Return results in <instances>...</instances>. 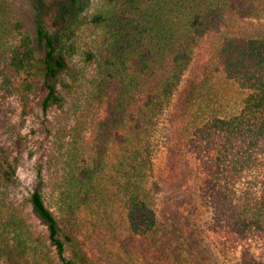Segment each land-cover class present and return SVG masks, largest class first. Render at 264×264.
<instances>
[{"label": "trees", "instance_id": "1", "mask_svg": "<svg viewBox=\"0 0 264 264\" xmlns=\"http://www.w3.org/2000/svg\"><path fill=\"white\" fill-rule=\"evenodd\" d=\"M102 2L91 11L94 0H66L59 26L36 32L40 56L14 2L0 0L2 132L16 128L11 108H22L20 127L34 104L45 117L64 109L60 86L71 85L60 79L73 61L92 71L87 108L61 130L50 179L40 170L26 200L29 214L6 200L19 164L0 145V263L126 264V255L128 264H188L181 230L158 218L154 132L196 46L218 34L215 70L247 95L238 114L188 127L184 147L212 211L216 249L227 255L251 241L264 245V28H243L264 20V0ZM96 105L102 115L90 116ZM129 238L139 243L134 253L125 249Z\"/></svg>", "mask_w": 264, "mask_h": 264}, {"label": "rangeland", "instance_id": "2", "mask_svg": "<svg viewBox=\"0 0 264 264\" xmlns=\"http://www.w3.org/2000/svg\"><path fill=\"white\" fill-rule=\"evenodd\" d=\"M12 1L15 15L22 21L25 33L33 37L34 46L41 56L43 42L36 37V32L42 24L52 30L59 26L56 16L62 13L61 7L66 0H40L37 4L33 0ZM102 3V0H94L91 11ZM243 28L257 32L264 28V20L247 21ZM242 30L236 33L240 34ZM89 35L86 32L83 42L89 40ZM221 38L220 34L211 35L198 43L170 103L159 116L153 144V179L159 184L156 210L162 225L181 230L188 264H264V245L260 241L245 243L227 255L216 249L210 232L212 211L201 195V177L195 161L184 147L188 127L203 124L213 116L228 118L238 114L243 107L247 93L215 70ZM69 65L72 71L63 73L60 79V82L71 85L69 91L60 86L67 97L64 109L45 117L39 105L34 104L24 117L23 127H20L22 108H11L15 131L4 133L0 130V145L10 148L19 164L16 184L5 190L6 200L15 208L24 207L27 214L26 200L40 183V170L41 177L44 175L45 179H50L53 158L61 143V130L73 126L83 108H87L88 78L92 71L76 60ZM89 113L90 116H101L103 109L96 105L90 108ZM86 129L85 132L90 130L89 126ZM67 134L64 132V136ZM43 190L47 199L49 188ZM125 244V249L134 253L139 243L135 238H129ZM98 252L101 253L97 248ZM125 258L128 264L130 257L125 255Z\"/></svg>", "mask_w": 264, "mask_h": 264}]
</instances>
